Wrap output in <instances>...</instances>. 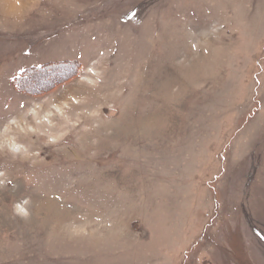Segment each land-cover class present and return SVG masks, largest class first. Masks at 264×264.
Returning <instances> with one entry per match:
<instances>
[{"label": "rangeland", "instance_id": "374dc122", "mask_svg": "<svg viewBox=\"0 0 264 264\" xmlns=\"http://www.w3.org/2000/svg\"><path fill=\"white\" fill-rule=\"evenodd\" d=\"M0 264H264V0H0Z\"/></svg>", "mask_w": 264, "mask_h": 264}, {"label": "trees", "instance_id": "16d2710c", "mask_svg": "<svg viewBox=\"0 0 264 264\" xmlns=\"http://www.w3.org/2000/svg\"><path fill=\"white\" fill-rule=\"evenodd\" d=\"M56 63H58V64H56ZM78 63L77 62H69V61H66V62H61V61H59V62H54V63H52L51 65H43V66H40V67H37V68H34V69H32V70H29V71H27V73H29V72H32V71H36L37 73H44V75H46V73L47 72H43V71H41V72H38L39 70H44V69H49V68H53V69H59V68H62V70L63 69H65V70H67L65 73H63L62 75H61V73H60V77H59V79L61 78V77H65L64 79H66V78H68V77H70L71 75H74V74H76L77 73V67H78ZM51 68V69H52ZM26 73V74H27ZM25 74V75H26ZM30 75V74H29ZM24 79H25V77L24 76H20V77H18V78H16L14 81H15V84L20 88V89H22V90H24V91H27V92H29V93H32V92H35L36 91V89H34L35 91H33L32 89H29L28 88V86L26 87L25 85H23V81H24ZM60 81H61V79H60ZM25 83V82H24ZM50 83H48V85H49ZM52 84V83H51ZM50 84V85H51ZM54 84H55V82H54ZM48 85H46V86H48ZM37 93H39V92H37Z\"/></svg>", "mask_w": 264, "mask_h": 264}, {"label": "bare ground", "instance_id": "6f19581e", "mask_svg": "<svg viewBox=\"0 0 264 264\" xmlns=\"http://www.w3.org/2000/svg\"><path fill=\"white\" fill-rule=\"evenodd\" d=\"M56 108H58V107H56Z\"/></svg>", "mask_w": 264, "mask_h": 264}]
</instances>
